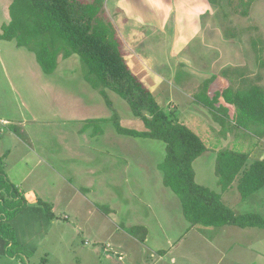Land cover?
<instances>
[{
	"label": "rangeland",
	"instance_id": "1",
	"mask_svg": "<svg viewBox=\"0 0 264 264\" xmlns=\"http://www.w3.org/2000/svg\"><path fill=\"white\" fill-rule=\"evenodd\" d=\"M10 4L11 0H0V27L9 22ZM102 4L106 18L111 22L116 33L129 36L132 47L135 46L142 51V55L147 56L150 55V52L144 47H152L155 44L160 56H164L162 66L153 65L149 67L151 74L163 80V83H159V88L151 89V93L157 104L161 106L160 108L164 112H169L170 117H174V104L169 100L166 92L160 93V89L173 87L174 82L179 80L178 74L179 71L181 72L179 68L183 67V64L199 68L204 67L202 63L199 66L200 60L196 58V55L202 51L201 45L204 46V44L211 51L212 61L220 57L224 61L215 68L216 71H219V75L227 71L226 74H228L229 79L236 82L242 74L247 83L256 84L264 89V0L253 3L246 17H241L234 12L237 0H102ZM188 12L195 16L194 20L187 16ZM176 14L181 19H177ZM187 18L189 19L187 20ZM179 21L183 27H186L183 30L186 35H188L189 30L191 32L195 30L193 32L196 35L194 41L193 34L192 37H186V43L192 38V41L189 40L187 43L190 45L185 47L186 49L184 48L186 44L179 46L184 38V36L178 35L182 28ZM161 42L164 46L159 49ZM122 48L126 56L127 53L130 56L136 54L131 51L132 49L125 48L123 45ZM143 49L149 54H146ZM152 50V54L155 55L156 49ZM0 51L13 79L15 78L14 73L20 76L17 83L21 91L30 98L33 96L35 101L39 103L35 110H44L43 116H46V120L33 124V127L28 128L27 133L25 131L31 137V143L36 152L35 158L33 152L28 153L23 144L13 141L9 135L10 138L0 141V154L13 146L14 157H9L6 160L5 171L13 180L22 183L20 192L26 199L25 206L17 209L18 212L11 221V228L16 241V245L10 248L14 252V259L0 256V264H227V262H232L231 255L233 253L243 254V259L240 261L242 264L254 262V258L248 257L246 248L258 241L257 235L238 234L237 229L230 227L222 229L211 227L204 229L201 227L205 232L203 233L205 239L197 236L195 231L191 230L185 233L187 230H184L181 233L182 241L162 259L150 256V251L144 250L143 246L125 234L116 236L120 237L119 240L123 242L119 247L121 249L126 248L121 260L116 258L117 256L120 257L119 254H116V257L113 256V252L107 251L104 254L103 250L108 249L109 246L102 247L104 249L101 250L100 246L103 244L97 242L95 244L94 241L96 240L95 237L101 239L112 237L106 231L108 226H101V222L86 221L82 227L85 232L78 228L76 225L79 221L76 215L86 217L88 211L78 204L71 205L75 197H73L71 187H68L62 180L65 176H72L75 181L84 179L95 185L96 190L94 192H96L100 203L105 202L108 198L107 191H102L100 188V182L94 181L93 177L87 174V170L90 169L87 161L92 162V157L86 153L91 148L87 147L76 136L75 131L73 132L74 124L61 123L60 119L54 116V110L61 108V104L58 103L60 97L63 98V108H66L67 97L70 102V98L76 95L71 96L66 89L68 83L65 81L63 82L66 84L54 83L48 86L46 79L37 67L34 55L25 49L16 48L13 42L0 41ZM28 57L31 61L34 60L37 71L26 66L25 62ZM76 59L77 61L69 60V66L78 75L80 62L78 57ZM62 61L59 58V65L63 64ZM149 61L146 58V62L149 63ZM233 65L238 66L231 67ZM61 68L63 70V67ZM75 73H71V75H76ZM145 85L147 84L145 83ZM192 86L195 88L197 84L193 83ZM225 86L226 83H224L223 88ZM198 88L200 87L198 86ZM220 88L223 90L222 87ZM9 96L7 84L0 75V116H3V113L12 114L15 111L14 105L10 104ZM113 97H115L119 112L124 116L131 115L128 105L118 96L113 94ZM74 101L77 103L76 107L67 108L68 112L76 111V114H71V116L84 114L94 116V112L100 116H106L107 113L112 115L100 97L99 101L102 106L99 107L98 113L96 111L97 106L86 105L81 108L75 99ZM31 104L35 105L33 101ZM106 110L107 113L104 114ZM174 119L178 120L175 117ZM111 128L113 129V127ZM238 130L244 131L240 128ZM16 132L22 136L21 132L19 133L17 130ZM115 136L117 139H126V142H132L134 139ZM48 140L53 141L58 153H60L57 157L53 156L56 170H52L49 165L52 164V161L47 156ZM158 143L162 147L163 155H165L164 144L161 141ZM247 144L252 146L251 142ZM247 150L248 145L238 152H246ZM210 153L212 154V152ZM200 157L193 162L195 182L214 190L218 186V179L215 175L216 159L214 160L211 156L206 157V159ZM66 161H70L69 164L65 163ZM23 176H26V179L21 181ZM66 182L73 185L71 178H66ZM76 192L85 196L87 193L82 188H76ZM37 199H41L47 204L59 202L62 210L52 212L49 205L52 213L50 218L46 208L39 205ZM61 200L68 203V209ZM247 201H255L254 206L243 203L238 209H235V212L246 214L262 210L264 207V188L253 194ZM224 204L229 206L226 201ZM140 216L128 215V220L137 222ZM110 218L117 228L124 226L122 222L115 220L117 217L111 216ZM170 225L173 227V222ZM186 225L189 227L188 223ZM152 230L155 231L156 229L152 228ZM169 233L171 234L170 230ZM157 234L155 231V234L151 235V243H159ZM114 238L111 240L113 241ZM228 238L230 239L228 240ZM233 242L235 243L233 244ZM258 243L260 249L264 250V238H259ZM162 245L159 244L164 249H169L172 246L169 244ZM164 252L161 251L159 254ZM220 252L227 255L219 259ZM172 256L176 258L174 261L170 260Z\"/></svg>",
	"mask_w": 264,
	"mask_h": 264
},
{
	"label": "crops",
	"instance_id": "2",
	"mask_svg": "<svg viewBox=\"0 0 264 264\" xmlns=\"http://www.w3.org/2000/svg\"><path fill=\"white\" fill-rule=\"evenodd\" d=\"M187 16H190L192 20H194L195 18V16L190 14V12L187 13ZM176 17L177 19H181L179 16H177V14ZM188 19L189 18H187V20ZM179 23L182 28L179 31L178 35L184 36L179 46H181V44L182 46L186 44L184 48H187L190 45H188L187 43L189 42V40L192 41V38H190L186 43V37H192V34L195 30H192L191 32L188 29L189 33L188 35H186L185 32H183L184 28L186 27H183L180 21ZM130 34L134 35L132 33ZM193 36L194 41L196 39V35L193 34ZM117 37L120 39L121 42V52L126 65L130 69V71L141 81V83L146 88L148 87L147 89L151 93V89H156L159 83H161L163 80L158 76L151 74L149 72V67L153 65L157 67L162 66L164 56H160L158 52V47L155 44H153L152 47H144L150 52V55L144 56L142 55L141 50H139L135 46L132 47L131 39L129 36L126 37L125 35L123 36V34H117ZM122 45L125 48L132 49L131 51L138 55L132 54V56H130V54L127 52V56L124 55ZM159 46V49H161V47L164 46L163 42H161ZM154 48L157 51L155 52V55L152 54V49ZM19 49L24 50L23 48ZM201 49L202 51L200 52V54L196 55V58L200 60L199 66L202 63L204 67H193L189 64L182 63L183 67L179 68V70H181V72L179 71L178 74L179 80L174 82V85L171 89L167 87L161 88L160 93L166 92L169 100L173 102V116L177 118L181 124L185 125L192 132H194L203 142L206 151L201 155L200 158L206 159V157L211 156V158H214L215 160L218 152L222 150H230L237 153L247 154L250 162L263 160L264 139L255 138L251 133L247 131L238 130V128L235 126L236 109L234 106L228 105L222 98H218L216 106L225 107L228 110L229 117L225 120L224 125H221L213 121L212 116L209 114V112L204 109L199 103H197L194 99L195 94L199 90L198 86L200 87L203 82L211 80L212 77H214V79L210 82L207 91V95L209 98H213L218 93L221 94L224 90L229 87L235 91L241 86V83L243 81V79L239 76L240 79L237 78L236 82H232L229 79L228 74H223L225 71L222 73V75H219V71H216L215 68H217V66L221 65L224 62L222 61V57L212 61L211 51L207 49L206 44H204V46L201 45ZM143 51L146 54H149L144 49ZM1 54L2 52L0 51V75L2 80L5 81L7 84V88L10 94L8 98L10 104L14 105L15 111L12 114L3 113L4 115L0 116V121H4L6 123L4 126L0 124V141H4L5 138L11 137V139H13V141H16L18 144H23L24 148H26L28 153L33 152L35 158L36 152L34 151V148L32 146L31 137L29 136V134L26 133L28 128L33 127V124H38L41 123L42 120H46V116H43L45 112L44 110L40 109L38 111L35 110V108H37V105L39 106L38 101H35V98L33 96L30 98L25 95L24 92L21 91V89L19 88L20 86L17 83L18 77L20 76L14 73L15 78L13 79V76L9 73L7 69V63ZM225 56L227 57L226 54ZM77 57L78 56L73 55L66 60L61 59L63 60V64L61 65H59L58 60L57 68L52 75L43 74L39 66L37 65V67L43 74V77L46 79L48 86L54 83H59L61 85L62 83L64 84L66 82L68 83L66 89L69 91L71 96L76 95L75 97L77 98L72 96L70 98V102L68 101L67 97L66 108H63V98L60 97L58 99V103L61 104V108L54 110V116L59 118L61 123L74 124L73 132L75 131L74 133H76V136H78L79 139L87 145V147L91 148V150H88V152L86 153V155L92 157V162L87 161V165H89L90 167V169L87 170V174L92 176L94 181H99L100 188L102 189V191H107L108 195L107 200L103 203H100L98 201L96 192H94L96 190L95 185L89 183L84 179L75 181L74 177L65 176L62 180L68 187H71L73 197H75L71 205L78 204L79 206L85 207V209L88 211L86 217H83L79 214L76 215L79 221L76 226L78 228H81V230H83L84 232L85 229L82 227L84 226L86 221L96 223L101 222V226H108L106 228V231L110 233V236H112L111 238L115 237L113 241L111 240V238L101 239L95 237L96 240L94 241V243H102L103 245L100 246L101 250L106 248V246L108 245V249L103 250V253L105 254V252L109 251L110 253L113 252V256L119 254L120 257L115 256L116 258H118V260H121L124 257V251H126V248L121 249L119 247V245L123 242L119 240L120 237H116L117 235L125 234L126 236H129L141 246H143L144 250L150 251V256L158 259L165 258L168 252H170L173 247H175L178 243H180V241H182L181 233L184 230H187L185 233L191 230L195 231L197 236L205 239V236H203V233L205 232L201 229L202 226H191V224L185 220L179 199L169 188L163 185V173L158 169V165L163 162L165 155H163L162 147L158 143L160 141L150 139L142 140L143 138L135 137H132L134 138L132 142H126V139H117L115 135H119L122 137L131 136L118 134L115 128L110 123L100 124L102 134L94 136L92 134V128L83 130L85 121L109 119L111 114L107 113V110L104 113H107L106 116H100L99 114L96 115L95 112L94 116H88V114L80 116H71V114H76V111L71 109L70 112L67 111V108L76 107L77 103H75L74 99L79 103V107L81 108L86 105L97 106V113L99 107L102 106L99 101V97L101 98V96L97 93V91L92 90L89 85L83 80L80 68L78 71V75L75 73L74 69L70 68L69 60L73 59L77 61ZM146 58L150 60L149 63L146 62ZM35 62L33 59L31 61L28 57V60H26L25 63L26 66L31 67L32 69H35L37 71V63L35 64ZM236 66L238 65H233L231 67ZM61 67H63V70H61ZM71 73H75L76 75H71ZM174 78L175 76L173 72V80ZM243 78L245 79V77ZM145 83L147 85H145ZM193 83L197 84L195 88H193L192 86ZM224 83H226V86L223 88ZM220 87H222L223 90ZM113 94L114 93L107 91V95L109 96V99L111 100L113 105V110L116 111L120 119L121 126L127 130H134L137 132L144 131V125L139 119L133 117L132 114H127L126 116H124L121 114V112H119ZM169 100L167 99V101ZM32 101L35 103V105L31 104ZM167 114L170 115L169 112ZM111 127H113V129ZM16 130L19 133L21 132L22 136L16 134ZM249 142L252 143V146L247 144ZM247 145L248 150L246 152H238ZM210 152H212V154ZM59 155L60 153H58L53 141L48 140L47 156L52 161V164H49L52 170H56L55 163L53 161V156L57 157ZM12 156L14 157L13 146H11V149L0 154V158H3V172L7 180L17 188L22 198L26 200L20 192V185H22V183L13 180L11 176H9L8 173L5 171L6 160ZM69 162L70 161H66L65 163L69 164ZM26 163L28 164V162ZM66 178H71L73 181V185L68 184V182H66ZM24 179H26V176H23V179L21 181H23ZM76 188H82L83 190H85L87 192L86 196L76 192ZM209 189L216 193H220L222 203L224 204V201H226L229 206H226L225 204L224 205L230 210H232L235 215H241V213L235 212V209H238L239 206L243 203L249 204L250 206H254L255 201H247L253 194L245 200L239 197L236 188V182H234L231 187L223 193L220 192V188L218 186L214 190L213 188ZM36 201L38 203V201L42 200L37 199ZM61 201L65 205L66 209H68V203L64 202L63 200ZM47 205L51 206L52 212L62 210V206L59 204V202ZM97 206L105 207V209H109V212L103 213L97 208ZM255 213L264 218V207L262 210ZM128 215L141 216L137 222H131L128 220ZM111 216L115 218L117 217L115 220L122 222L124 226H119V228H117L112 222L110 218ZM172 222L173 227H171L170 225L172 224ZM185 222L189 224V227L186 225ZM122 227L144 228L147 231L144 242H138L132 236L127 234L122 229ZM228 227L237 229L238 231L236 232L238 234L246 233L248 235H257L258 241L254 245H251V247L249 246L246 249L248 251V257L254 258V262L252 264H264V250L260 249L258 243L259 238H264V230L258 231L259 229L257 230L256 228L240 229L233 226H224L221 227V229ZM152 228L156 229L155 231L158 233L157 240H159V243L150 242L151 235L155 234V231L152 230ZM202 228L206 229V227ZM169 230L171 231V234L169 233ZM229 239L230 238H228V240ZM234 243L235 242H233V244ZM159 244H169L172 246L169 249H164L161 248ZM161 251L165 252L160 255L159 252ZM226 255L227 254L220 252L219 259H221V257L223 258ZM231 256L232 262H227V264H242L240 262L243 259L242 253H233ZM177 258L180 259L179 257ZM175 259V256H172L170 260L174 261Z\"/></svg>",
	"mask_w": 264,
	"mask_h": 264
},
{
	"label": "trees",
	"instance_id": "3",
	"mask_svg": "<svg viewBox=\"0 0 264 264\" xmlns=\"http://www.w3.org/2000/svg\"><path fill=\"white\" fill-rule=\"evenodd\" d=\"M258 0H237L234 12L246 17ZM0 41L14 42L17 48L32 53L40 70L52 75L59 58L78 56L83 80L97 91L112 112L109 119L87 120L83 130L92 128V134H102L100 124L110 123L120 135L158 140L165 144V158L158 169L163 173V185L179 199L185 220L191 226L264 230V218L256 213L235 215L221 201V194L195 182L193 162L206 148L200 138L178 120L171 118L157 104L149 90L126 65L121 42L113 25L107 20L102 0H12L9 22L0 27ZM257 57H259L257 55ZM258 59V58H257ZM225 71L223 74H226ZM243 81L237 90L227 88L213 98L207 95L210 82L201 84L194 99L224 125L228 110L216 106L218 98L236 109L235 126L264 139V89ZM110 91L123 100L133 117L144 125V131L127 130L120 124L117 113L107 95ZM223 118V119H221ZM0 158V256L14 257L11 247L16 241L11 228L17 209L25 206L17 188L11 184L2 168ZM215 175L220 192L227 191L236 182L243 200L264 188V159L250 162L248 155L230 150L217 153ZM52 217L49 206L42 201ZM103 212L109 209L97 206ZM122 229L143 243L147 231L142 227Z\"/></svg>",
	"mask_w": 264,
	"mask_h": 264
},
{
	"label": "built area",
	"instance_id": "4",
	"mask_svg": "<svg viewBox=\"0 0 264 264\" xmlns=\"http://www.w3.org/2000/svg\"><path fill=\"white\" fill-rule=\"evenodd\" d=\"M0 124L4 126L6 123L4 121H0Z\"/></svg>",
	"mask_w": 264,
	"mask_h": 264
}]
</instances>
